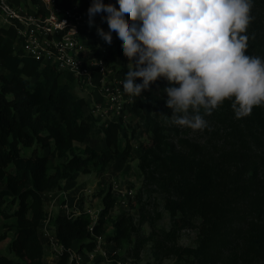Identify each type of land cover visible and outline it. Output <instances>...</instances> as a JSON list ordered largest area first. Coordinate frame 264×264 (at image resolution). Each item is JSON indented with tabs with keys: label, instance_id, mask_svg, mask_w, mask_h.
Returning <instances> with one entry per match:
<instances>
[{
	"label": "trees",
	"instance_id": "obj_1",
	"mask_svg": "<svg viewBox=\"0 0 264 264\" xmlns=\"http://www.w3.org/2000/svg\"><path fill=\"white\" fill-rule=\"evenodd\" d=\"M81 1L87 10L91 0ZM252 15L255 19L248 32L254 38L247 51L264 56V0H254ZM107 49L103 58L108 62L112 58L129 62L119 44ZM95 53L102 57L99 49ZM0 69L6 71L0 72V207L6 196L17 202L10 215L0 208L3 217L15 218L7 249L22 264H44L45 249L38 233L46 214L44 195L60 190L63 180L74 173L90 172V163L98 156L104 166L131 156L132 142L125 138L121 148L124 119L117 117L100 127L90 109L84 111L88 101L71 90L73 77L21 56L15 31L2 24ZM119 71L124 78L128 67ZM135 82L142 81L137 78ZM167 86L166 79L158 78L125 109L143 121V131L149 135L147 142L139 144L137 166L143 178L137 200L157 191L170 215V228L152 233L158 235L160 262L175 255L179 264H264V106L237 118L231 101L225 100L206 117L209 128L192 130L172 125L159 115H171L163 91ZM100 134L106 146L100 154L90 147H77ZM46 148H51L52 157L62 160L52 173L48 172L49 157L43 152ZM99 196L101 214L93 232L85 215L54 218L56 237L64 248L54 264H67L68 249L75 241H82L77 250L90 249L93 236L104 234L118 198L112 188L100 191ZM142 222L140 218L136 223L131 213L121 214L112 221L113 234L106 239L120 248L140 231ZM186 227L197 230L195 246L177 242ZM6 237L3 230L0 239ZM142 246L143 242L136 245L135 257ZM0 264H13V259L0 254Z\"/></svg>",
	"mask_w": 264,
	"mask_h": 264
},
{
	"label": "clouds",
	"instance_id": "obj_2",
	"mask_svg": "<svg viewBox=\"0 0 264 264\" xmlns=\"http://www.w3.org/2000/svg\"><path fill=\"white\" fill-rule=\"evenodd\" d=\"M91 0L89 27L103 23L97 38L111 48L113 38L127 57L121 81L130 98L140 97L158 78L171 115L165 121L192 130L230 100L237 118L264 106V56L248 54L254 0ZM107 29V35L102 29ZM140 78L142 82L136 83Z\"/></svg>",
	"mask_w": 264,
	"mask_h": 264
},
{
	"label": "built area",
	"instance_id": "obj_3",
	"mask_svg": "<svg viewBox=\"0 0 264 264\" xmlns=\"http://www.w3.org/2000/svg\"><path fill=\"white\" fill-rule=\"evenodd\" d=\"M0 18V24L15 31L16 49L21 56L40 66H52L70 74L73 83L80 88L94 89L91 92L95 102L90 112L100 123L105 125L117 117L124 119L125 107L132 98L122 88L123 78L107 67L103 57L91 53L87 10L81 0H0ZM113 190L123 206L135 194L131 186L121 189L115 184ZM68 214L85 215L89 220L88 229L93 232L101 210L82 207ZM44 236L57 259L56 256L64 251L63 246L56 236L47 234L46 230ZM93 241L90 249L69 247L67 264L72 261L76 264H135L103 234L94 235Z\"/></svg>",
	"mask_w": 264,
	"mask_h": 264
},
{
	"label": "rangeland",
	"instance_id": "obj_4",
	"mask_svg": "<svg viewBox=\"0 0 264 264\" xmlns=\"http://www.w3.org/2000/svg\"><path fill=\"white\" fill-rule=\"evenodd\" d=\"M105 8L114 7L112 0H102ZM1 22V18H0ZM103 23L101 19L94 18V26L89 27V47L91 48V53H95V49H99L104 57L108 49L105 48L99 39L97 38V28ZM105 35H107V29H102ZM91 43H94L91 45ZM118 43L115 38H113L112 46L113 49ZM105 59V58H104ZM107 61V60H106ZM129 62L121 61L118 58H112L110 62L107 61V67L110 70H114L117 74L121 75L119 69ZM0 72H6L5 70L0 69ZM120 72V73H119ZM73 93L77 96L84 97L88 103L87 107L84 108V111L87 113L91 107H93L95 102V97L93 96L94 91L91 87L80 88L77 84L73 83L70 86ZM80 88V89H79ZM94 97V98H93ZM126 109V107H125ZM111 119V118H110ZM102 123H98L100 126ZM123 126L125 134L120 133V147L122 148L125 143V138H128L132 142V154L129 157H121L113 160L107 166L102 165L101 157L98 156L95 160L90 163V172L88 173H74L72 178L66 179L62 184V188L68 191L72 198H77L78 201L85 203L88 201L89 205L92 207L97 206L101 208L102 201L99 196V192L102 190H107L112 188L114 185H119V188L125 189L126 187H133L135 189L134 197L129 201L126 206L120 205L119 201L116 202L115 206L111 209L109 216L107 217V222L105 225L104 237H108L110 234H113V228L111 226L112 221L118 218L121 214L131 213L134 216V220L137 223L140 218H143V222L140 226V231L131 235L129 240H124L122 246L120 247V253L125 255V257L130 258L135 264H179L175 255H169L164 257L160 262V255L158 249L156 248L158 231L167 230L170 228L171 220L169 212L164 208V201L159 192L152 190L150 194H145L139 201L138 194L139 189L142 185V173L138 169V156L141 153L140 142H147L149 135L143 131V121L136 117H133L127 111L124 112V121ZM103 125V124H102ZM101 127V126H100ZM126 135V136H125ZM79 149L84 147H90L96 150L99 154L106 149L104 144L103 136L100 134L96 137H90L83 143L76 144ZM44 153H47L49 157L48 163V172L52 173L54 167L62 163V160L56 157L51 156V148H46L43 150ZM26 153H29L26 150ZM13 170L12 167H10ZM75 185V186H74ZM110 186V187H109ZM75 187V189H73ZM47 194L44 195V203L50 204L51 199ZM130 203L133 206H130ZM17 207V202L12 200V197L6 196L5 202L1 205V209H4V212L7 215H10L15 208ZM71 212V211H70ZM14 224L15 218L12 216L3 217L0 213V233L5 230L7 232V237L5 239H0V254L7 255L13 259V264H22V261L8 252L7 245L14 234ZM153 224V225H152ZM155 228H152V227ZM44 227L40 228V239L43 242L44 249L46 248L44 237ZM39 231V228H38ZM156 234H152V233ZM39 233V232H38ZM196 234L197 230L195 228L186 227L182 229L178 235L177 242L181 246L191 247L196 244ZM82 242V241H81ZM81 242L75 241L73 244L74 248H78ZM140 242H143V246L139 257L133 255V250L136 245ZM50 254L54 255V249H50L45 257L44 264H54L53 260H50L48 256ZM57 259L59 255L56 256ZM128 259V260H130Z\"/></svg>",
	"mask_w": 264,
	"mask_h": 264
},
{
	"label": "crops",
	"instance_id": "obj_5",
	"mask_svg": "<svg viewBox=\"0 0 264 264\" xmlns=\"http://www.w3.org/2000/svg\"><path fill=\"white\" fill-rule=\"evenodd\" d=\"M66 179H69V178H66ZM66 179L63 180L62 184L66 181ZM73 189H75V187H73ZM46 194H47V196L48 195L50 196V197H48V199H51V203L45 204L43 201V208H44L46 214H45L44 220L41 222V224L39 226V231H38L39 235H41L40 228L44 227L45 230L47 231V234L52 235V236H56V225H55L54 218L57 215L68 214L70 211L80 209L82 207H92L91 205H89L88 201L83 203L81 201H78L77 198H72L70 193H68V191H66L62 187L60 190L47 192ZM94 207L101 210V208H99L97 206H94ZM45 240H46V237H45ZM45 246H46V248H45V252H44V262L46 259V257H45L46 253L51 249L48 244ZM48 258L50 260L55 261V257L52 254H50V256H48Z\"/></svg>",
	"mask_w": 264,
	"mask_h": 264
}]
</instances>
